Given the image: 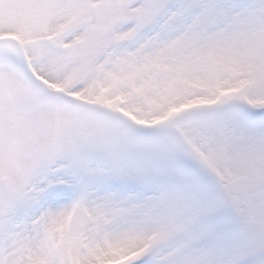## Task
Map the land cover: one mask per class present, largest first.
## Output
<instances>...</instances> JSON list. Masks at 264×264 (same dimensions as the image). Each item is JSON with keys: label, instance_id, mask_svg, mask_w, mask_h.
Returning <instances> with one entry per match:
<instances>
[{"label": "snow or ice", "instance_id": "snow-or-ice-1", "mask_svg": "<svg viewBox=\"0 0 264 264\" xmlns=\"http://www.w3.org/2000/svg\"><path fill=\"white\" fill-rule=\"evenodd\" d=\"M0 264H264V0H0Z\"/></svg>", "mask_w": 264, "mask_h": 264}]
</instances>
